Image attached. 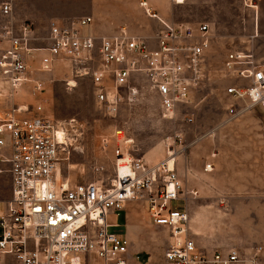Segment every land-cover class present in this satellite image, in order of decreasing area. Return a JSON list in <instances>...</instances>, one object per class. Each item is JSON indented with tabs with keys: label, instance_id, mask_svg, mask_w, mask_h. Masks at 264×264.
<instances>
[{
	"label": "built area",
	"instance_id": "built-area-1",
	"mask_svg": "<svg viewBox=\"0 0 264 264\" xmlns=\"http://www.w3.org/2000/svg\"><path fill=\"white\" fill-rule=\"evenodd\" d=\"M15 1L2 5L5 16H12ZM185 1L172 0L177 5ZM141 5L156 15L147 1ZM92 23V17L52 21L47 44L41 46L33 43L40 38L32 23H22L17 32L12 23L5 27L8 44L0 52V163L5 167L0 173H9L11 197L0 211V259L13 255L16 264H129L130 243L111 231L116 224L110 217L118 216L128 201L144 199L153 223L170 232L166 264H258L261 247L246 259L236 248L202 249L191 237L187 210L175 206L184 189L175 156L173 165L169 158L150 165L127 153L130 173L121 175L118 169L110 187L72 183L62 176L70 154L65 128L44 115L42 104L22 99L24 93L45 91L42 73L68 63L75 78L91 79L97 103L111 116L136 98L137 77L142 76L156 92L163 116L175 120L184 113L187 123L194 122V114L184 109L193 105L208 78L209 23L161 20L163 27L151 38L127 27L108 36L86 33ZM247 58L240 51L228 55L225 69L248 82L229 86L227 94L264 111V66L243 68L252 64ZM117 155L119 160L124 153ZM212 166L207 163L205 171Z\"/></svg>",
	"mask_w": 264,
	"mask_h": 264
},
{
	"label": "rangeland",
	"instance_id": "rangeland-1",
	"mask_svg": "<svg viewBox=\"0 0 264 264\" xmlns=\"http://www.w3.org/2000/svg\"><path fill=\"white\" fill-rule=\"evenodd\" d=\"M6 1L0 0V26L5 19L1 6ZM146 1L151 13L169 24H210L208 78L196 92L193 105L184 109L194 114V122L183 120L184 113L175 120L165 118L156 92L142 76L137 77L140 92L136 98L123 103L117 115H108L96 101L91 79L75 78L68 63L42 73L45 91L36 96L24 93L22 99L42 104L44 115L65 128L70 154L63 162L62 176L72 183L99 182L110 187L118 173L119 150L150 165L174 154L184 182L182 194L189 197L184 203L191 237L202 249L237 247L250 258L257 247L264 249V111L227 94L229 86L248 81L231 75L224 63L231 52L240 51L252 62L243 68L264 66V0H187L181 5L171 0ZM141 3L19 0L13 14L17 20L33 22L38 43L46 45L47 23L57 17H92L97 31L105 34L127 27L146 35L162 28L159 18L150 16ZM67 81H73L71 86ZM210 161L213 170L206 172ZM10 180L9 173H0L1 212L7 208ZM194 187L199 192L191 196ZM110 222L116 224L111 231L130 243L129 264H166L170 232L153 223L144 199L128 201ZM75 255L85 259V255ZM0 264H16V260L4 255Z\"/></svg>",
	"mask_w": 264,
	"mask_h": 264
},
{
	"label": "crops",
	"instance_id": "crops-1",
	"mask_svg": "<svg viewBox=\"0 0 264 264\" xmlns=\"http://www.w3.org/2000/svg\"><path fill=\"white\" fill-rule=\"evenodd\" d=\"M17 1H19V0H17ZM17 1H15V2H17ZM146 1V0H145ZM172 1V0H171ZM187 1V0H186ZM185 1V2H186ZM6 2H8V1H6ZM5 2V3H6ZM14 2V3H15ZM184 2V3H185ZM147 3H148V7H149V2L147 1ZM183 3V4H184ZM177 5V4H176ZM179 5H181V4H179ZM150 8V7H149ZM160 11V13L161 14H163V15H167V13H166V11H165V9H161V10H159ZM13 13H14V11H13ZM1 14H2V16L5 18L4 20H3V22H2V24H1V26H0V52L4 49V48H6V46H7V44H8V42H7V40H6V38H5V27L6 26H8V25H10L11 23L14 25V29H15V31L17 32V31H19L20 30V27H21V25H22V23H24V22H30V23H32L33 24V27H34V29H35V32H36V26L34 25V23L33 22H31V21H29V20H17L16 18H15V16H14V14H12V16L11 17H7V16H5L3 13H2V6H1ZM156 14V13H155ZM153 16V15H152ZM154 17V16H153ZM155 17H157V18H159V20H160V22H161V20L162 21H164V22H166L165 21V19H163L162 17H159L157 14L155 15ZM73 19H77L76 17L74 18H67V19H65V18H51L49 21H48V23H47V35L46 36H44V38L45 37H47L48 35H49V32H50V24H51V22L52 21H60V22H68V21H71V20H73ZM167 23V22H166ZM186 23H188V22H186ZM189 23H191V22H189ZM194 23H199V22H194ZM90 27V31L89 32H86V33H91V34H93V35H96V36H108V35H112V34H105V33H101V32H99V31H97V29H96V27H94V25H93V23L89 26ZM161 28H159V30H160ZM158 30H156V31H154V32H151L150 34H146V35H144V34H139V33H134V32H132V33H134V34H138V35H141V36H144V37H148V38H151V37H153L154 35H155V33L157 32ZM115 34V33H114ZM37 36V35H36ZM38 37V36H37ZM38 41L39 40H35L33 43L35 44V45H38V46H41V44L40 43H38ZM208 163H212L211 161L210 162H208ZM212 165H213V163H212ZM5 166V164H3V163H0V168H3ZM213 167V166H212ZM209 172H211V171H209ZM196 189H198V188H192L191 190H194V191H197ZM190 190V191H191ZM198 192H199V190H198ZM9 198L11 197V180H10V183H9ZM188 195V194H187ZM184 196L183 194H181V197H182V199L180 200V201H178L176 204H175V206L176 207H178V208H180V209H185V210H187L186 208H185V201H188V199H189V197L188 196ZM191 196H193L192 194H190ZM179 203H180V206H179ZM113 216H115V215H111V217H113ZM110 217V218H111ZM200 247V246H199ZM261 247V246H260ZM260 247H257L256 248V251H255V253L256 252H258V250L260 249ZM234 248H236V249H238L237 247H232V248H229V249H224V250H230V249H234ZM262 249L261 250H259V257H258V264H262V262H260L261 261V258H262V256H263V251L262 250H264L263 249V247H261ZM206 250H208V251H210V252H213V251H215V250H217V249H214V248H206ZM239 250V249H238ZM240 251V250H239ZM255 253H253V255H252V257H250V258H246V259H251V258H253V256H254V254ZM262 253V254H261ZM261 254V255H260ZM263 259V258H262Z\"/></svg>",
	"mask_w": 264,
	"mask_h": 264
},
{
	"label": "bare ground",
	"instance_id": "bare-ground-1",
	"mask_svg": "<svg viewBox=\"0 0 264 264\" xmlns=\"http://www.w3.org/2000/svg\"><path fill=\"white\" fill-rule=\"evenodd\" d=\"M155 16V15H153ZM59 135L61 136V139H64L65 132L63 130L59 131ZM170 163L173 165L174 164V154L170 155L169 157ZM118 169L121 175H125L130 173V168H129V156L127 155H121V157L118 160Z\"/></svg>",
	"mask_w": 264,
	"mask_h": 264
}]
</instances>
